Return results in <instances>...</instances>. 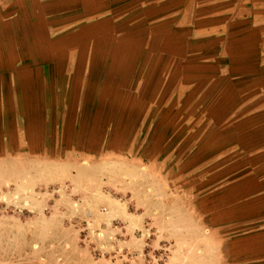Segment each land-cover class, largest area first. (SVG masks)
<instances>
[{
  "label": "rangeland",
  "instance_id": "rangeland-1",
  "mask_svg": "<svg viewBox=\"0 0 264 264\" xmlns=\"http://www.w3.org/2000/svg\"><path fill=\"white\" fill-rule=\"evenodd\" d=\"M223 7L264 0H0L61 73L0 138V264H264V123L194 32Z\"/></svg>",
  "mask_w": 264,
  "mask_h": 264
},
{
  "label": "crops",
  "instance_id": "crops-1",
  "mask_svg": "<svg viewBox=\"0 0 264 264\" xmlns=\"http://www.w3.org/2000/svg\"><path fill=\"white\" fill-rule=\"evenodd\" d=\"M227 14H230V17L223 16L219 23L215 22L209 26L200 23L194 32L203 38V45L206 37L216 36L214 42H219V49L223 51L220 57L224 58L225 71H229L230 76H233L231 81L234 77L237 79L234 82L236 84L230 81L231 86L241 83L245 85L247 93L251 91L248 99L252 97L251 101H254L251 114L255 116L252 121L261 118L264 123V10L260 20L253 11L235 16L231 8H224L221 15ZM15 19L6 21L9 26L0 21V138L6 139L12 138L13 134H45L40 124L46 121V91L53 90L55 97V92L61 90V73L55 72V46L53 45L52 64L46 66L41 52L43 43L35 39L32 41L28 35L24 38L22 30L15 29L17 24L20 25ZM243 24L246 28H239ZM10 27L11 31L7 32ZM10 34L15 35L17 41ZM59 43L60 40L58 45ZM239 50L246 54L239 56ZM58 53L60 55L59 51ZM242 59L248 64L245 69L238 67ZM48 71L52 79L48 82L51 86L47 83ZM56 82L58 87L55 86ZM2 134H5V137Z\"/></svg>",
  "mask_w": 264,
  "mask_h": 264
}]
</instances>
